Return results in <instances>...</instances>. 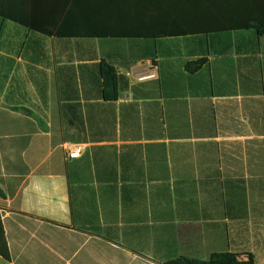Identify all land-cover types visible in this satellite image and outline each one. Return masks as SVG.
I'll use <instances>...</instances> for the list:
<instances>
[{
	"label": "crops",
	"instance_id": "0c3cea01",
	"mask_svg": "<svg viewBox=\"0 0 264 264\" xmlns=\"http://www.w3.org/2000/svg\"><path fill=\"white\" fill-rule=\"evenodd\" d=\"M51 1L0 7L48 21ZM0 188V264H264V36L56 39L0 16Z\"/></svg>",
	"mask_w": 264,
	"mask_h": 264
},
{
	"label": "trees",
	"instance_id": "16d2710c",
	"mask_svg": "<svg viewBox=\"0 0 264 264\" xmlns=\"http://www.w3.org/2000/svg\"><path fill=\"white\" fill-rule=\"evenodd\" d=\"M33 0H23L22 9ZM223 0H52L48 21L17 17L16 6L0 7V16L47 36L60 39H159L206 35L239 29H256L264 36V19L243 21L222 13ZM212 9L208 14L207 11ZM218 10V11H216ZM209 16V17H208ZM205 58L188 63L189 73L200 70ZM103 94L118 99V74L111 62L102 61ZM3 190L0 188V196ZM167 264H256L252 255L213 254L208 260L178 258Z\"/></svg>",
	"mask_w": 264,
	"mask_h": 264
},
{
	"label": "built area",
	"instance_id": "2783aa9c",
	"mask_svg": "<svg viewBox=\"0 0 264 264\" xmlns=\"http://www.w3.org/2000/svg\"><path fill=\"white\" fill-rule=\"evenodd\" d=\"M82 152V148L80 146H76L68 150V157L69 159H75L80 157Z\"/></svg>",
	"mask_w": 264,
	"mask_h": 264
},
{
	"label": "rangeland",
	"instance_id": "374dc122",
	"mask_svg": "<svg viewBox=\"0 0 264 264\" xmlns=\"http://www.w3.org/2000/svg\"><path fill=\"white\" fill-rule=\"evenodd\" d=\"M91 41V40H90ZM103 41H105V40H103Z\"/></svg>",
	"mask_w": 264,
	"mask_h": 264
}]
</instances>
